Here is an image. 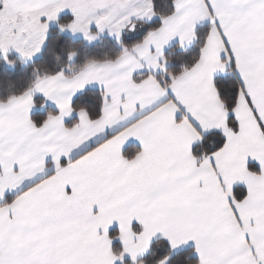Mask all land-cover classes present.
Returning a JSON list of instances; mask_svg holds the SVG:
<instances>
[{
	"label": "snow or ice",
	"instance_id": "snow-or-ice-1",
	"mask_svg": "<svg viewBox=\"0 0 264 264\" xmlns=\"http://www.w3.org/2000/svg\"><path fill=\"white\" fill-rule=\"evenodd\" d=\"M0 264H264V0H0Z\"/></svg>",
	"mask_w": 264,
	"mask_h": 264
},
{
	"label": "trees",
	"instance_id": "trees-1",
	"mask_svg": "<svg viewBox=\"0 0 264 264\" xmlns=\"http://www.w3.org/2000/svg\"><path fill=\"white\" fill-rule=\"evenodd\" d=\"M18 68H19V66H18Z\"/></svg>",
	"mask_w": 264,
	"mask_h": 264
}]
</instances>
